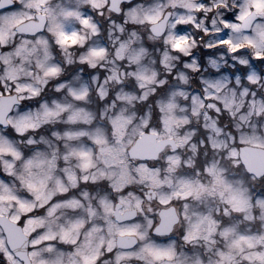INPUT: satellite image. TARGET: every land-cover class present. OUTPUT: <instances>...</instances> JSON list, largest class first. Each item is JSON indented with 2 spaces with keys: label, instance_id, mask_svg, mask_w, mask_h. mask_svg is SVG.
Segmentation results:
<instances>
[{
  "label": "snow or ice",
  "instance_id": "6c2138e0",
  "mask_svg": "<svg viewBox=\"0 0 264 264\" xmlns=\"http://www.w3.org/2000/svg\"><path fill=\"white\" fill-rule=\"evenodd\" d=\"M0 264H264V0H0Z\"/></svg>",
  "mask_w": 264,
  "mask_h": 264
},
{
  "label": "rangeland",
  "instance_id": "374dc122",
  "mask_svg": "<svg viewBox=\"0 0 264 264\" xmlns=\"http://www.w3.org/2000/svg\"><path fill=\"white\" fill-rule=\"evenodd\" d=\"M149 59H151V58H149ZM147 67L149 68V71H151L152 64L149 63L147 65ZM160 71L161 72L162 71H166V69H161ZM121 79H125V77L121 76ZM183 100H184V97L180 96V95H178V96L173 98V103H175L177 105V107L174 110L173 114L177 115L178 117H182L185 114V112L182 111L181 109H185L188 113H191V108L185 106L183 104ZM132 107L133 106L131 104H129V105L126 106V109H131ZM149 107H151V106H149ZM199 110L202 111V112L206 111V109H204V108H200ZM134 115H135V113H134ZM145 119H147V112H146V115H145ZM190 119H191V123H192V121L195 122V123H201V118L199 116H191ZM134 130L138 131L139 129H137L135 125H133L132 128L128 129L127 135H128L129 145L133 142V140L136 137ZM182 132H183V136H191V135H193V132L191 131V129H183V123H181V125L179 127H177L174 130V133H173V135H176V137H177L176 139H177L179 145L182 143V135H181Z\"/></svg>",
  "mask_w": 264,
  "mask_h": 264
},
{
  "label": "water",
  "instance_id": "95a60500",
  "mask_svg": "<svg viewBox=\"0 0 264 264\" xmlns=\"http://www.w3.org/2000/svg\"><path fill=\"white\" fill-rule=\"evenodd\" d=\"M169 142L174 143L170 138L156 140H140L138 144H132L136 148L137 155H155L158 147H164Z\"/></svg>",
  "mask_w": 264,
  "mask_h": 264
},
{
  "label": "flooded vegetation",
  "instance_id": "af4514ba",
  "mask_svg": "<svg viewBox=\"0 0 264 264\" xmlns=\"http://www.w3.org/2000/svg\"><path fill=\"white\" fill-rule=\"evenodd\" d=\"M194 127H196V126H199L200 125V123H193L192 124ZM165 137H170V138H173V139H175L176 141H177V137H176V135H173V136H165V135H162L160 138H165ZM159 138V139H160ZM177 143H178V141H177ZM168 145H170V144H168ZM178 145H179V143H178ZM185 152H186V150H185Z\"/></svg>",
  "mask_w": 264,
  "mask_h": 264
}]
</instances>
